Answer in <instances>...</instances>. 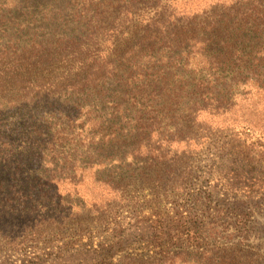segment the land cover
<instances>
[{"label": "trees", "instance_id": "16d2710c", "mask_svg": "<svg viewBox=\"0 0 264 264\" xmlns=\"http://www.w3.org/2000/svg\"><path fill=\"white\" fill-rule=\"evenodd\" d=\"M33 4L18 26L44 32L0 45V252L71 247L126 212L155 253L117 264H264L240 201L207 255L219 209L193 188L207 128L227 158L264 161V0H0ZM115 236L101 264L127 249Z\"/></svg>", "mask_w": 264, "mask_h": 264}, {"label": "rangeland", "instance_id": "374dc122", "mask_svg": "<svg viewBox=\"0 0 264 264\" xmlns=\"http://www.w3.org/2000/svg\"><path fill=\"white\" fill-rule=\"evenodd\" d=\"M25 8L20 17L16 10L11 12V9L0 8V45L14 41H18L17 44L27 43L34 34L44 32L20 31L22 27L18 26V21L25 16L38 17L41 13H38V5L33 4ZM207 129L214 136L213 141L203 143L201 139L199 140L201 145L197 147L198 160L194 164L196 173L193 177L194 190L208 191L211 196L209 207L219 209V213L215 215L212 212L210 215L215 217L213 220L216 224L206 226L204 230L205 245L209 251L207 255L213 254L217 242H227V202L236 201L245 202V208L250 212L251 224L254 228L251 232L254 237L252 242L259 243L260 251L264 254V161L249 167L239 161H233V158H227V131L221 134L218 128ZM124 216L122 225L116 230H112L115 228L112 225V229L109 228L108 231L98 234L94 232L95 236L92 240L88 241V237H84L71 247L65 246L68 238H63L48 245H28L23 251L5 249L0 252V264H101L104 257V252L100 249L102 243H111L113 235H116L113 238L116 241L122 234L125 236L127 249L124 248L115 254L111 258L112 264L123 260L125 253L140 254L144 259L153 255L155 248L150 243L152 233L150 228L132 225L128 213L124 212ZM106 238L108 239L105 240ZM201 249L203 250V247L194 251L189 249L191 251L189 257L191 259L203 257Z\"/></svg>", "mask_w": 264, "mask_h": 264}]
</instances>
